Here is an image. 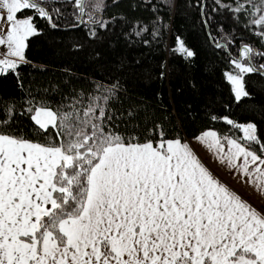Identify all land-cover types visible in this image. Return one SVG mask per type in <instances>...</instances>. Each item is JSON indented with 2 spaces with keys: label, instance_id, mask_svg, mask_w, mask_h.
Listing matches in <instances>:
<instances>
[{
  "label": "snow or ice",
  "instance_id": "1",
  "mask_svg": "<svg viewBox=\"0 0 264 264\" xmlns=\"http://www.w3.org/2000/svg\"><path fill=\"white\" fill-rule=\"evenodd\" d=\"M58 2L0 0V19L6 14L8 24L0 32L6 49L0 53V75L12 74L22 91L19 67L29 63L26 41L42 34L33 16L59 30L62 13L48 7ZM106 6L105 0H74L75 27L88 28L92 37L98 29L107 31L122 17L105 20ZM165 6L171 7V0ZM197 6L207 27L205 0ZM217 9L237 22L243 17L242 26L264 40V0H216ZM23 10L33 15L18 18ZM166 27L157 17L152 38ZM147 32L141 25L125 36L147 45ZM225 40L213 38L217 48L234 44L231 36ZM173 51L186 60L196 55L179 37ZM253 57L264 59V53L248 44L240 45L238 57H229L232 67L224 76L236 101L253 98L245 90V74H264V64L257 66ZM91 83L87 94L73 90L71 104L59 103L55 110L34 97L23 101L19 112L14 101L6 103L0 122L5 127L16 115L30 116L34 124L28 134L0 130V264H264V206L253 207L221 182L179 136L164 139L160 131L159 140L139 142L119 134L113 120L123 117L110 107L119 83ZM210 119L223 120L242 136L207 129L195 139L248 184L264 189V138L257 125L227 115ZM50 128L57 129L54 138L47 135ZM159 128L149 131L154 136Z\"/></svg>",
  "mask_w": 264,
  "mask_h": 264
},
{
  "label": "trees",
  "instance_id": "2",
  "mask_svg": "<svg viewBox=\"0 0 264 264\" xmlns=\"http://www.w3.org/2000/svg\"><path fill=\"white\" fill-rule=\"evenodd\" d=\"M105 2V20L122 18L110 23L107 31L98 29L95 37L89 35L88 28L75 27L78 21L74 15V0L48 5L59 8L62 13L59 30L33 16L42 34H35L26 41L25 55L29 63L19 67L24 90L18 88L12 74L0 75V122L5 119L3 109L9 101L15 102L17 112L26 107L23 101L33 97L36 102L48 101V106L55 110L59 103L71 104L73 90L87 94L93 87L92 81L106 85L118 82L117 100L110 107L117 116L123 117L114 119L113 124L119 125V134L125 137L134 135L139 142H144L145 138L159 140L160 131H163L164 139L179 136L184 140L207 129L220 135L241 137L238 129L231 128L223 120L210 119L212 115H227L236 122L255 123L258 136L264 138V74H245V90L253 98L242 97L240 101L235 100L224 76L232 67L229 57L239 56L241 44L264 53V40L253 34L254 29L242 26L243 17L237 22L227 11H213L216 0H205V12L209 17L205 27L198 0H171V7L165 6L168 0L163 3L158 0ZM220 2L228 4L233 0ZM153 5L160 10L154 12ZM25 15L33 13L30 10L18 13V16ZM157 17H161L167 27L153 39L151 26ZM141 25L148 26V32L143 34V39L149 40L147 45L140 38L133 37L130 41L125 36ZM226 36H231L234 44L217 48L213 38L226 43ZM177 37L195 52L194 58L186 60L183 54L173 51ZM253 63L264 64V59L253 57ZM29 92L31 95L27 94ZM130 113L131 119L128 118ZM33 124L30 116L16 115L11 127L0 123V130L18 129L28 134ZM133 125L138 127L134 130ZM156 125L160 128L153 136L149 130ZM56 132V128H50L47 135L54 138ZM27 138L37 139L35 135Z\"/></svg>",
  "mask_w": 264,
  "mask_h": 264
},
{
  "label": "crops",
  "instance_id": "3",
  "mask_svg": "<svg viewBox=\"0 0 264 264\" xmlns=\"http://www.w3.org/2000/svg\"><path fill=\"white\" fill-rule=\"evenodd\" d=\"M195 137L184 139L182 142H187L202 163L241 198L257 209L264 206V189H257L254 184H248L247 177H241L235 169L230 170L226 164L220 163L214 154L198 142Z\"/></svg>",
  "mask_w": 264,
  "mask_h": 264
},
{
  "label": "rangeland",
  "instance_id": "4",
  "mask_svg": "<svg viewBox=\"0 0 264 264\" xmlns=\"http://www.w3.org/2000/svg\"><path fill=\"white\" fill-rule=\"evenodd\" d=\"M17 16H18V14H17ZM26 16H28V15H25V16H18V18H24V17H26ZM7 27H8V24H7V20H6V14H5V16H4V18H2V19H0V32H4V31H6L7 30ZM0 47H4V46H0ZM6 49L4 48V51H5ZM0 58H2V56H0ZM227 71H230V70H227ZM234 95V94H233ZM247 123V122H246Z\"/></svg>",
  "mask_w": 264,
  "mask_h": 264
},
{
  "label": "built area",
  "instance_id": "5",
  "mask_svg": "<svg viewBox=\"0 0 264 264\" xmlns=\"http://www.w3.org/2000/svg\"><path fill=\"white\" fill-rule=\"evenodd\" d=\"M3 52H4V48L0 47V53H3Z\"/></svg>",
  "mask_w": 264,
  "mask_h": 264
},
{
  "label": "water",
  "instance_id": "6",
  "mask_svg": "<svg viewBox=\"0 0 264 264\" xmlns=\"http://www.w3.org/2000/svg\"><path fill=\"white\" fill-rule=\"evenodd\" d=\"M220 43L224 44L223 42H220Z\"/></svg>",
  "mask_w": 264,
  "mask_h": 264
}]
</instances>
